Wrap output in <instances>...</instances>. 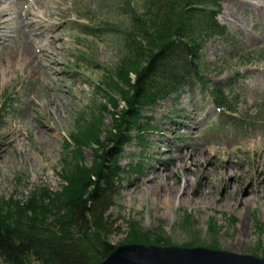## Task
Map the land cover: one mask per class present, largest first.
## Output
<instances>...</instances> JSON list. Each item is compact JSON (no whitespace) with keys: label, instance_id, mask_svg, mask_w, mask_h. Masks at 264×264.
Here are the masks:
<instances>
[{"label":"rangeland","instance_id":"1","mask_svg":"<svg viewBox=\"0 0 264 264\" xmlns=\"http://www.w3.org/2000/svg\"><path fill=\"white\" fill-rule=\"evenodd\" d=\"M144 2L2 1L0 145L7 144V156L0 160V203L13 198L25 201L42 187L62 189L63 169L74 154L66 142L81 119L91 118L104 102L98 82L105 69L113 71L120 63L121 35L132 25V10L143 11ZM257 2L219 0L217 20L227 34L206 39L201 50L207 86L221 84L227 95L238 98L235 115L219 114L200 82L143 111L152 117L144 145L134 142L120 156L125 171L109 211L111 245L126 243L131 224L136 223L173 245L194 242L211 247L214 242L213 248L264 257L258 227V223L264 226V167L255 160L264 148V19L253 14L259 6L264 12V3ZM26 16L41 29L28 30ZM59 24L62 32L53 37ZM20 28L25 34L39 31L43 59L50 55L55 60L61 52L50 76L14 61L12 55L24 48ZM104 124L105 130L113 127L110 114ZM7 131L14 132V144L4 138ZM106 136L104 131V143ZM205 148L214 151L201 164L189 159V153ZM97 149L95 144L84 148L85 164L99 160ZM187 177L194 178V184L186 188ZM252 185L262 197L247 207L241 199L251 194ZM212 219L216 232L211 231Z\"/></svg>","mask_w":264,"mask_h":264},{"label":"trees","instance_id":"2","mask_svg":"<svg viewBox=\"0 0 264 264\" xmlns=\"http://www.w3.org/2000/svg\"><path fill=\"white\" fill-rule=\"evenodd\" d=\"M219 11V0H145L143 11L132 10V25L121 35L120 63L113 71L105 69L98 82L104 102L91 118L81 119L66 142L74 154L63 169L62 189L42 187L25 201L13 198L0 203V264L102 261L115 247L109 241V211L125 171L120 156L128 145L142 146L146 141L152 117L143 111L200 82L219 114L237 113L238 98L227 95L221 84L207 86L200 64L205 40L227 34L217 20ZM107 114L114 124L109 130L104 129ZM93 144L99 147V160L87 165L84 148ZM186 218L190 222V214ZM210 226L216 232L213 219ZM258 227L264 249V226L258 223ZM129 241L170 244L136 223L131 224ZM209 246L217 247L214 242Z\"/></svg>","mask_w":264,"mask_h":264},{"label":"water","instance_id":"3","mask_svg":"<svg viewBox=\"0 0 264 264\" xmlns=\"http://www.w3.org/2000/svg\"><path fill=\"white\" fill-rule=\"evenodd\" d=\"M93 264H264V257L201 245L126 242Z\"/></svg>","mask_w":264,"mask_h":264},{"label":"bare ground","instance_id":"4","mask_svg":"<svg viewBox=\"0 0 264 264\" xmlns=\"http://www.w3.org/2000/svg\"><path fill=\"white\" fill-rule=\"evenodd\" d=\"M2 1L3 0H0V7H1V4H2ZM256 1H258L257 3L259 4V3H264V0H256ZM32 3V2H31ZM260 7V6H259ZM259 7H258V9L257 10H255L256 12H254L253 14H259L260 16H261V18H263L264 19V12L263 11H261V9H259ZM263 8V7H262ZM25 10V9H24ZM25 12V11H24ZM27 12V11H26ZM33 12V11H32ZM32 12H31V16H32ZM24 15V14H23ZM5 16V14H2V16H0V19H2V17H4ZM23 17V16H22ZM24 18V17H23ZM29 16H26V24H24V26H26L27 27V29H28V27H29V29L30 30H34V29H38V30H40L41 29V27H42V25H38L37 23H32V22H30L29 21ZM25 19V18H24ZM33 21H34V19H33ZM4 22V21H3ZM38 22H41V21H38ZM1 23L2 22H0V32H2V25H1ZM37 24V25H36ZM63 26L62 25H60L59 24V26L57 27V28H55L54 30H53V37H55V34H58V33H60V32H62L61 31V28H62ZM24 28V27H23ZM28 29V30H29ZM63 29V28H62ZM29 32V31H28ZM39 32V31H38ZM38 32H36V33H38ZM32 33L33 32H31L30 34H25L24 32H22V29L20 28V31H19V33L18 34H20L21 36H22V40H23V43H24V48L21 50V51H19L18 53H16V54H13L12 56H13V59H14V61H16V62H18V61H21L23 64V66L24 65H29V66H31L32 67V70L33 71H36V72H38L40 69H43V70H45L43 73H45V76H46V74L47 75H49L50 76V73L48 72L51 68L53 69L54 67H53V65H55L56 63L57 64H59V58L58 57H60L61 56V52H59V51H57V55H56V59L55 60H53V58L50 56V55H46V59L44 58H42V56L41 55H39V52H42V50L39 48V44H40V40H39V37H40V35L41 34H36V33H34V35H32ZM34 36V37H33ZM35 37H37L36 39H35ZM58 39H62L61 37H58ZM39 40V41H38ZM57 46V48H59L58 47V45H56ZM36 53V54H35ZM12 59V60H13ZM45 62H47V63H45ZM44 77V76H43ZM45 78V77H44ZM52 78H54L53 76H52ZM13 137H14V132H12V131H7L6 133H5V136H4V138L6 139V140H8V142L9 143H11V144H14L15 143V140L13 139ZM2 142H4V141H2ZM7 144L6 143H1V145H0V160H3V159H5L6 158V156H5V154H4V152H5V150H4V148H5V146H6ZM263 146V145H262ZM255 147V146H254ZM260 149V148H259ZM214 150L213 149H211V150H209V149H202V150H200V151H196V152H193V153H187L188 154V157H189V159L190 160H192V161H194V162H199V164H201L202 163V159H204L205 158V160L207 159V155H208V153H210V152H213ZM187 154H184V155H187ZM183 155V156H184ZM256 158L257 159H255L256 160V162L257 163H259V166H263L264 167V148H262L261 147V149L259 150V152L257 153V155H256ZM261 163V164H260ZM195 164H197V163H195ZM180 166H183V165H180ZM257 166V165H256ZM156 171L159 173L157 176H159L160 175V169H157L156 168ZM246 172H247V170H244V173L243 174H246ZM262 173H264V170H263V172ZM235 174V173H234ZM195 175V174H194ZM157 176H155V177H157ZM255 179V177L254 178H251V180H250V184L251 183H253V180ZM194 182V178H191V177H187L186 179H185V184H186V188L187 187H190V186H193V183ZM167 187L170 189V188H172V186L170 185V184H168L167 185ZM250 188H252L249 192H251V194L250 195H248V196H245V197H243L241 200V202L242 203H244V205H246L247 207L248 206H250V205H253V204H255V203H257L258 202V200L262 197L261 195H260V189L259 188H257V187H255V185H252V187H250ZM173 189V188H172ZM177 191H180L181 190V187L180 188H177L176 189ZM233 192H234V189H232L231 190V192H230V195H234L233 194ZM187 195V194H186ZM236 203H238V201H235ZM236 205V204H235Z\"/></svg>","mask_w":264,"mask_h":264}]
</instances>
